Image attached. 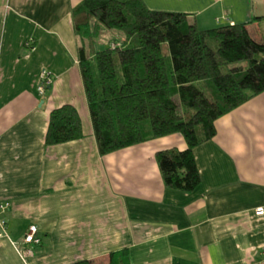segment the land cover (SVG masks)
<instances>
[{"label":"crops","instance_id":"obj_1","mask_svg":"<svg viewBox=\"0 0 264 264\" xmlns=\"http://www.w3.org/2000/svg\"><path fill=\"white\" fill-rule=\"evenodd\" d=\"M81 1L0 0V264H106L123 248L129 264H264V216L253 213L264 206V91L193 149L195 189L167 188L155 154L184 149L182 135L98 152L78 57L96 48L72 25ZM141 1L200 29L261 17L251 26L264 32V0ZM43 69L52 81L41 95ZM63 104L77 110L82 137L45 146L49 113ZM32 225L38 245L23 243Z\"/></svg>","mask_w":264,"mask_h":264},{"label":"trees","instance_id":"obj_2","mask_svg":"<svg viewBox=\"0 0 264 264\" xmlns=\"http://www.w3.org/2000/svg\"><path fill=\"white\" fill-rule=\"evenodd\" d=\"M260 19L200 29L186 13L151 10L141 0L77 4L74 32L96 48L89 55L82 45L78 57L98 152L178 133L186 147L159 150L156 162L167 188L194 190L193 149L214 136L218 117L264 91V32L251 26ZM102 29L121 33V45L99 49ZM81 137L74 106L51 110L45 146ZM106 264H129L127 248L110 252Z\"/></svg>","mask_w":264,"mask_h":264},{"label":"built area","instance_id":"obj_3","mask_svg":"<svg viewBox=\"0 0 264 264\" xmlns=\"http://www.w3.org/2000/svg\"><path fill=\"white\" fill-rule=\"evenodd\" d=\"M121 45L120 41H111L109 43V46L111 48H115V47H119ZM52 81V76L51 74L43 69L38 77V82H37V86H36V90L39 94H44L46 88L50 85ZM8 208L7 204H0V214L3 213L6 209ZM253 213L255 216H264V206H257L253 209ZM0 234L2 235H6V222L5 219L0 217ZM23 243L24 244H34V245H38L40 244V238L36 236V227L35 226H30L27 230V232L25 233L24 237H23ZM24 252H29L30 253V248H27ZM24 252H22V254H24Z\"/></svg>","mask_w":264,"mask_h":264},{"label":"rangeland","instance_id":"obj_4","mask_svg":"<svg viewBox=\"0 0 264 264\" xmlns=\"http://www.w3.org/2000/svg\"><path fill=\"white\" fill-rule=\"evenodd\" d=\"M122 39V35L119 32L103 29L100 36L97 39L98 48L101 49L109 45L111 41H119ZM162 51L167 52L166 45H162ZM169 58V57H168Z\"/></svg>","mask_w":264,"mask_h":264}]
</instances>
